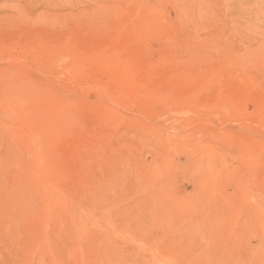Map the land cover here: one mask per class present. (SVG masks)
<instances>
[{"label":"rangeland","instance_id":"374dc122","mask_svg":"<svg viewBox=\"0 0 264 264\" xmlns=\"http://www.w3.org/2000/svg\"><path fill=\"white\" fill-rule=\"evenodd\" d=\"M0 264H264V0H0Z\"/></svg>","mask_w":264,"mask_h":264}]
</instances>
